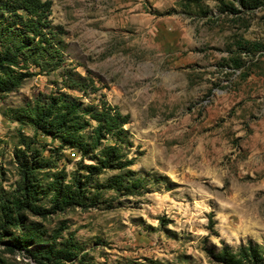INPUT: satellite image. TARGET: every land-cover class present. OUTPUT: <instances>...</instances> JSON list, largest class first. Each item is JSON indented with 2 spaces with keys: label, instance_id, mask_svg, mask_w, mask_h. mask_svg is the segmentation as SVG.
<instances>
[{
  "label": "rangeland",
  "instance_id": "1",
  "mask_svg": "<svg viewBox=\"0 0 264 264\" xmlns=\"http://www.w3.org/2000/svg\"><path fill=\"white\" fill-rule=\"evenodd\" d=\"M51 1L63 66L87 89L62 88L61 67L0 90V264H225L224 247L264 251V0ZM59 89L128 114L131 164L91 173L99 149L83 157L11 118Z\"/></svg>",
  "mask_w": 264,
  "mask_h": 264
},
{
  "label": "trees",
  "instance_id": "2",
  "mask_svg": "<svg viewBox=\"0 0 264 264\" xmlns=\"http://www.w3.org/2000/svg\"><path fill=\"white\" fill-rule=\"evenodd\" d=\"M51 7V0H0V90L10 91L32 76L62 67V88L86 91L82 78L63 66L65 59L58 37L61 29L52 25ZM11 118L28 122L46 135L61 138L63 143L76 147L83 157L99 149L98 154L93 155L97 165L90 166L91 173L132 163L131 160L122 162L124 155L121 153L126 142L123 126L129 116L107 102L84 104L59 89L49 94L39 93L32 103L27 102L14 110ZM86 128H90L87 135L82 133ZM108 139L112 143L105 144L103 141ZM21 190L25 201L32 203L26 171ZM72 199V204L83 203L79 197ZM219 254L220 261L225 264H242L241 261L264 264V251L257 244L241 246L237 255L226 247Z\"/></svg>",
  "mask_w": 264,
  "mask_h": 264
}]
</instances>
